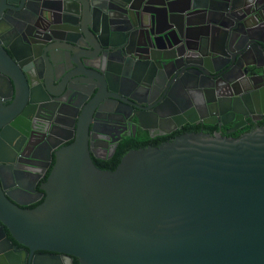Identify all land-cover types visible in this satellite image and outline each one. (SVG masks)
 Here are the masks:
<instances>
[{"label": "water", "instance_id": "water-1", "mask_svg": "<svg viewBox=\"0 0 264 264\" xmlns=\"http://www.w3.org/2000/svg\"><path fill=\"white\" fill-rule=\"evenodd\" d=\"M35 76L52 98L50 80L90 82L91 108L74 103L71 117L42 105L61 133L57 118L72 120L60 144L71 142L54 153L43 201L24 209L31 191L15 167L30 129L16 115L27 118L19 101L33 102ZM221 82L233 97L224 108ZM262 84L264 0H0V264H264V127L181 135L128 152L113 171L89 150L106 98L141 112L190 100L205 116H245L264 112ZM3 167L14 169L10 188Z\"/></svg>", "mask_w": 264, "mask_h": 264}, {"label": "flooded vegetation", "instance_id": "flooded-vegetation-1", "mask_svg": "<svg viewBox=\"0 0 264 264\" xmlns=\"http://www.w3.org/2000/svg\"><path fill=\"white\" fill-rule=\"evenodd\" d=\"M34 22L39 24L37 20H34ZM59 53L61 54V51ZM38 64L43 66L44 61L39 58ZM94 64L98 66L99 62L97 59L94 61ZM76 72L84 73L90 79L98 76L81 65L76 69ZM235 74H240V71L236 70ZM190 75L197 78L196 74ZM38 77L35 76L34 79L36 82L33 86L35 88L33 102L28 104L22 103V99L19 101V104L25 109L27 118H22L19 113L16 115V121L30 129L27 131V133L29 132V136L28 134L26 135L29 142L22 157L16 163L17 167H15L23 178L27 190L31 191V194H28L27 197L23 194L24 198L22 200L32 201L33 204L23 207L24 209H33L43 201L45 193L41 191V187L46 183L53 168L55 161L54 153L60 147L68 145L71 142L65 141L60 144L61 141L70 137L69 130L71 129L72 120L57 118V122L63 123L67 128L66 133H61L54 125L55 116H49L41 108L42 105L45 104L52 109L60 108L62 112L71 117H74L77 113L76 108L73 107L74 103L79 104L82 108L85 105L88 109L91 108L90 104L85 101L88 97L87 95L92 92V84L90 82L89 85L83 86L79 85V80L74 79L68 83L69 89H65L64 84L58 85L55 81L50 80L52 77L48 76L50 88L59 95L57 98H52L39 93V91H44L41 88ZM202 83L203 85L205 84L204 82ZM262 87H264V84H262ZM218 88L221 100H223L222 108L227 107L233 98L232 91L225 82H221ZM244 88H250V85L245 83ZM77 90H84L86 93L81 94L79 100L76 101L74 96ZM129 90H138L141 94L139 97L141 96V98L143 94L148 92L146 88L134 87L133 84H129L125 91L128 92ZM154 103L155 101L148 103L150 107L149 112H141L133 108L126 99L122 98L121 102H117L107 100L106 98L103 111L95 119V126L98 132L93 133L89 139L90 158L98 169L105 171L114 165L113 162L115 160H121L128 152L155 147L156 145L160 146L166 143L167 139L173 140L181 135L205 134L213 136L219 134L222 137L236 138L258 127H264V112L262 109H259L258 112L253 108L252 113L246 112L245 116H240L232 112L225 114L219 108H211L210 115L207 114L205 116L201 109L202 107H200L201 111L196 110L190 100L182 104L181 107L173 102H163L156 108L157 110H154ZM6 105L9 106L8 103ZM235 105L239 109L236 102ZM115 110L119 113L114 114ZM239 110L244 112V109ZM154 111L155 113L158 112L157 118L152 113ZM240 117H243V120ZM236 119H238L237 122L235 121ZM189 121L194 122L190 123ZM205 121L212 122V124L205 123ZM236 124L239 127L234 130ZM159 129H167L170 133H160ZM45 140H48V144ZM32 155L35 157L34 160L29 158ZM10 157H12V154ZM2 172L5 184L9 188L12 187L14 169L3 167ZM17 194L21 195V193ZM4 232L6 238L11 240L8 231L4 229ZM12 244L17 250L21 249L15 242H12ZM74 259L72 260V264Z\"/></svg>", "mask_w": 264, "mask_h": 264}, {"label": "trees", "instance_id": "trees-1", "mask_svg": "<svg viewBox=\"0 0 264 264\" xmlns=\"http://www.w3.org/2000/svg\"><path fill=\"white\" fill-rule=\"evenodd\" d=\"M169 141H172L171 139H167L165 142H169ZM156 146H159V145H156ZM155 146V147H156ZM119 162H120V159H117V160H115L113 163H114V165L113 166H111L110 168H108L107 170H105V171H113L116 167H117V165L119 164ZM73 264H79L78 263V261L76 260V259H74V262H73Z\"/></svg>", "mask_w": 264, "mask_h": 264}]
</instances>
